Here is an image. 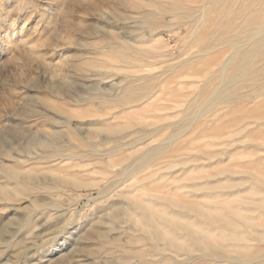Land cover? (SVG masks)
Listing matches in <instances>:
<instances>
[{"label": "rangeland", "instance_id": "1", "mask_svg": "<svg viewBox=\"0 0 264 264\" xmlns=\"http://www.w3.org/2000/svg\"><path fill=\"white\" fill-rule=\"evenodd\" d=\"M0 1L2 2V4L0 2V228L7 224V231L0 234V264H123L118 258L115 259L119 254H116L114 249L115 247L119 249L126 247L127 240L136 238L137 236L134 235H138V233L135 232L133 223L121 216L115 221L109 220L112 210L119 209L126 204L123 202L125 201L123 195L131 193L136 197L141 196V188L144 189V192L151 194H156L155 190L172 189L176 184L171 182V178L177 175L175 173L179 169L175 167V169L165 172L160 169L159 173L165 174V177L155 180V177L149 178V176L156 166L154 168L153 165L149 167V163L144 164L136 174L130 170V173H127L126 166L129 165V169L132 170L131 165L136 161L135 157L138 153L143 151L146 146L151 147L152 144L154 146V143L156 144L158 141L155 145L157 146L161 139L177 130L182 123L180 116L187 113L186 117H191L189 114L199 107L198 104L191 107L195 103L193 102L194 98L198 99V95L194 91H197V94L200 92V96H203L201 95L205 93L203 90L206 91L209 85L211 87L215 83L219 85V72H217L218 67L217 69L214 67L215 75L218 77L215 75L209 77L210 73L207 78H204L206 74L199 75V77L203 76L199 80L200 83L197 82L198 79L195 81L196 78L191 76L189 78L193 81L183 79L185 81L182 82V86L178 87L182 91L179 89L177 90L180 93L176 91L182 100L185 96L189 98H185L186 102H180L179 95L175 92L173 95H178L179 99L172 94L170 96L173 98L168 99L169 95L165 96L166 98L163 99H166L167 102L162 100L164 102L161 103L160 101L158 108L159 105L171 106L172 102L175 103L177 99V102L179 101L182 105L174 111L168 109L159 112L158 114H162L160 116L157 114L156 117L164 119L163 121L166 119L167 122L168 119L174 121L168 122L172 126L170 124V127L166 126V131L158 133L151 127L155 128L160 125L159 122L158 125L154 122L159 119H153L154 114L148 113V109L147 112L144 111L146 109L143 106L141 109L137 108L140 111L134 108L137 113L129 110L132 113H127L126 116H121L122 118L118 110H115V112L113 111L114 115L111 113L109 118L106 117L104 123L101 122L103 124L100 123L99 116H96L100 114L99 111H106L104 105L100 106L102 103L99 99L85 101L98 94H111L112 90L113 94L118 91L119 95V92L121 93L126 86H123L124 83H128V77L127 74L123 76L124 74L117 72L112 74L110 69L106 68H101L99 71L93 63L96 64V59H99L101 53L110 54L111 50H115V47L117 48L120 44L122 47V43L124 45L127 41L134 43L139 52H144V59L148 65L146 70L152 68L150 73L144 72L135 75L137 77L144 74L158 76L168 67H174L181 61L198 55L205 43H217L218 35L227 37L226 32L229 29H221L223 22L220 21L221 16L213 0H205V4H203V0ZM174 1L176 4L180 3L178 9L173 8ZM153 4L158 5L159 9L156 10ZM201 5L204 7V19L202 20L197 15ZM175 15H180V17L175 18ZM238 22L240 23L241 20L239 19ZM232 36L233 33H229V37ZM230 47L222 44L215 52L222 53L227 57L231 53ZM262 51H264V46ZM104 54L103 56H105ZM107 57L105 56L103 59L100 57V59L106 61ZM210 57L208 56V58ZM263 58L264 54L256 57L254 61L256 67L264 64ZM194 68H191L192 71L188 69L186 72H193ZM106 70L108 74L104 75L103 72L106 73ZM194 72L196 71L194 70ZM97 73L103 76V79L97 76ZM126 77L127 82H125ZM215 77L218 79H214ZM121 79L124 80V83L120 82ZM203 80L206 82L202 83ZM109 81L112 83L110 84ZM244 82L221 86L215 101L225 95V92L234 95L241 94L248 98L250 95L253 96L254 93L249 91L253 87L243 84ZM195 87L197 90H193ZM198 90L200 91L198 92ZM240 91L242 92L240 93ZM113 94L109 95V99L116 95ZM72 99L73 101H71ZM75 99H78L79 102L77 103ZM170 99L172 100L171 104L169 103ZM258 101L259 105H264V98L263 101L262 99ZM249 105H251L250 109L253 108V104ZM249 105L246 107L249 108ZM210 106L204 107L200 111L201 115L194 122H190L191 120L187 118L188 120L186 119L184 123L188 126L191 124L193 127L200 119L204 118L205 120L209 116L208 113L211 114ZM240 106L243 105L239 104L233 110H237ZM220 107L216 106L215 108ZM178 110L180 114L176 113ZM63 111L71 114L70 116L64 114L62 117L64 120L61 122L68 119V123L65 125L58 124L53 120L62 116ZM72 113L74 115L80 113L81 118L74 117ZM230 113L229 115H231ZM166 114L173 115V118L165 117ZM134 116L140 120L139 127L133 128L136 131H140L141 128L146 129L148 128L146 125L154 123L148 128L151 129L154 139L142 140L135 149H131L134 151L129 149L126 152L118 151L119 144L115 142V144L113 142L105 143L104 139L107 137H119V134L108 135L106 133L105 135L104 130H111L116 126L118 128L119 125L120 127L128 125V119H133ZM224 120L223 123L227 122L228 118L227 121L224 122ZM223 123L221 124L224 125ZM255 125L257 124L249 127L250 131L247 128L249 132L245 130L246 133L243 131L241 134L237 130L234 131V134H231L235 135V138L231 136L234 138L233 141H231V137L230 140L228 136H222V139L224 138L226 141L220 137L222 143L219 139L217 140L219 143L216 141L218 144L214 141L213 146L211 144L212 147L207 148H209L208 151L219 152L225 143L228 144L230 141L232 146L228 150L232 152L233 156L224 162L222 168L230 166L235 171L258 173V176L264 180V140L260 139L264 137V126L257 128ZM72 128L78 134L77 136L70 134L74 139L67 135ZM96 128L101 129L104 133L101 132L98 138L91 139L88 143H86V139L81 140L83 138L81 135L85 136V133H90ZM132 130H127L125 133L133 132V136L136 131ZM84 131L87 132L83 133ZM237 132L239 133L236 136ZM139 135L136 132V136L120 139V141L128 143V139L136 140ZM89 142H92V145ZM96 142L102 146L97 144V148L94 147ZM253 142H258V144H253ZM203 147L206 149L205 146H201L200 149H204ZM196 149L199 148L197 147L191 152H195ZM68 153H74L73 160L66 162L67 160L59 158L63 155L65 157ZM125 159L130 163L123 166ZM106 161L107 164L112 163L116 167L106 170L104 168ZM158 166L160 167L162 164ZM212 171L214 168L206 169V173ZM240 177L235 176L233 180L238 182ZM232 182L230 181V183ZM76 183L78 184L76 185ZM245 189L246 186H242L232 191L238 192L241 197L239 199L242 200L247 198ZM2 191L9 193H2ZM176 192L173 190L172 193ZM256 223H260V221L258 220ZM131 231L135 234L132 235ZM132 263L139 264V261L135 260Z\"/></svg>", "mask_w": 264, "mask_h": 264}, {"label": "bare ground", "instance_id": "2", "mask_svg": "<svg viewBox=\"0 0 264 264\" xmlns=\"http://www.w3.org/2000/svg\"><path fill=\"white\" fill-rule=\"evenodd\" d=\"M204 1L205 0H203V4H205ZM213 2L216 9L219 10V15L221 16L220 21L223 22L221 29H229V31L226 32L227 37L218 35V38L216 39L218 40L217 43L207 41L208 43H205L204 46L201 47L198 55L196 54V56H193L186 61H181L174 67H168L158 76H151L149 74L140 76L139 74L140 77H137L135 75L137 73L144 72L150 73L152 68H148L146 70L148 65L144 59V52H139L138 49L135 48L134 43L132 44L127 41H125L126 43L124 45L122 43V47H120V44L117 48L115 47V50H111L112 52H110V54L106 53L107 55H105L104 53H101L100 57H102V59L103 57L105 58V56H108L106 61H104L105 59L102 61L99 56H96L97 58L99 57L100 60L96 59V64L93 63L98 70L106 68L107 70L110 69L112 74H115L113 72H117L124 74L123 76L127 74L126 76L128 77L127 84L124 83V80H120V82L124 83L123 86H126L121 93L119 92V95L117 94L118 91L113 94L112 90L111 94L116 95L111 96V99H109V95L111 94H98L94 98H88L89 100L85 101L90 102L93 99H99L102 103L100 106L104 105L103 107L106 111H99L98 113L100 114H97L96 116H99L98 119L100 123H104L106 117L110 116L111 113L114 115L115 110H118L121 117L123 115L126 116L127 113L131 114L132 112L129 110L135 111L134 108L137 109L138 107L141 109V106L146 109L144 111L147 112L148 109V113H153L154 115L152 114V118L156 119L159 112L163 110L166 111L168 109L174 111L175 109L180 108L182 105L180 102H186L185 98H187V96L184 98L182 95V100L179 95V91L181 90L179 88L182 86V82L185 81L183 79L186 78V80H191V78H189V76H191L194 77V79L196 78L195 81L198 79L197 82H199L200 78H202L205 74L206 77L204 78H207L208 73H210L209 77L215 75L214 67L215 69L218 67L217 72H219V79L216 78L218 75H215L216 77L214 78L219 80V85H216L215 83L213 84L215 86L212 85L211 87L207 83L209 87L208 89L206 88V91L203 90L205 92L204 94H201L203 96H200V90H198V94L197 91H194V93L196 92L195 94L198 95V99L199 97L200 99L196 100L194 98L193 102L195 103L191 107H195L197 104L199 107L194 109L195 111L193 110L194 112L192 111V114H189L191 117H186L187 113L180 116L182 123L177 130L173 132L171 131L172 133L166 138L161 139V142H159L157 146L155 145L158 141L156 144L154 143V146H152L153 144L151 147L146 146L143 151L138 153L135 157V159L137 158L136 161L132 164L133 166L131 165L132 170L129 169V165L126 166V172L128 173L130 170L131 172L133 171L134 174L141 170V166L144 164L149 163V167L152 165L153 167L156 166V169L152 171L149 176V178L155 177V180L165 177V174L159 173L160 169L162 171L164 170V172L175 169V167H178L179 169L175 173L177 175L171 178V182L176 184V186L172 189L166 191L155 190L156 194H151L144 192V189L141 188V196L136 197L131 193L126 194V196L123 195V199H125L123 202H126V204L121 206L119 209L114 208L112 210V215L109 220L115 221L119 219V216H121L125 220H128V222L130 221L133 223L134 226L132 224L131 225L134 227L135 232L138 233V235H134L135 233L131 231L133 233L132 235L137 237L132 239L129 238L126 242V247H120L121 249L116 247L115 249L113 248L116 250L115 253L119 254L118 256L114 255L116 256L115 259L118 258L123 264H131L135 260H138L139 264H264V180L258 176V173L253 174L249 171H235L232 170L230 166H228L229 168H222L224 162L233 156L232 152L228 150V148L232 146L230 141H228V144L224 142L225 148L223 147V149L219 152L208 151V149L213 146L212 143L219 140L220 137L222 139V136H228L230 139L232 136L231 134H234V131L236 130L240 133H243V131L246 133L245 130L249 132V127L255 123L257 124L255 125L257 128L258 126H264V105L260 104V106V102L258 101H261V99L263 101L264 98V64L256 67L254 62L256 57L264 54V51H262V47L264 46V0H213ZM154 5L155 4H153V6ZM179 5L180 3H175L172 6L174 9H178ZM155 7L156 10L159 9L158 5H155L154 8ZM203 10L204 7L201 5L199 12L197 11V15L200 20L204 19ZM175 16V18L180 17V15ZM239 19L241 20L240 23L238 22ZM229 33H233V36L229 37ZM194 34L195 31L192 35L194 36ZM196 39L198 40V37ZM200 43L202 44L203 42ZM222 44L231 46V50H229L231 53L227 57L223 56L222 53L219 54L215 52L218 46ZM103 54L105 56H103ZM211 54L212 57H210ZM207 55L210 58H208ZM93 64L90 63V65ZM193 64H197L199 66L197 67L195 65L194 68ZM85 65L87 66V64ZM91 68L93 67L91 66ZM191 68H194L193 72L194 70L196 72H190L191 74L186 72ZM103 73L104 75H107L108 71ZM97 74V76L102 77L103 79V76L99 75V73ZM199 75L203 76L199 77ZM106 77H104V79H106ZM127 77L125 82H127ZM208 80L209 78L207 79V82ZM205 82L206 81L202 83ZM240 82H244L243 84L252 86L253 88L247 90L252 91L254 95H250L251 97L249 96L248 98V96L246 97L241 94L234 95L230 92H225V95L220 96L219 99H216L215 101L221 86L223 87V85L227 86L234 83L239 84ZM111 83L112 82H110V84ZM177 89H179V91ZM227 89L229 88L227 87ZM193 90H197L196 87ZM173 92L176 94L178 93L180 99L178 98V95L174 96L176 94L173 95ZM241 92L242 91H240V93ZM103 93L105 92L103 91ZM233 93L236 92L233 91ZM171 94L181 101L177 102V99L175 100L176 102L173 103L170 99L171 101H168L170 104L172 102L173 105L167 107L166 105H159L158 108L160 101L161 103L164 101L167 102L166 99H163L166 98L165 96L169 95L168 99L170 97L173 98V96H170ZM162 100L164 101L162 102ZM71 101H73V99ZM75 101L77 103L79 102L78 99H75ZM257 101L258 104L256 105ZM245 102L246 104H253V108L251 107L250 109L251 105L249 104V108H247L246 106L248 105H246ZM220 104L222 105L221 107ZM239 104H242L243 106H240L237 110H233V108L237 105L239 106ZM208 106H210L209 111H211V114L208 113L209 116L207 117L208 114L206 113L207 118L205 117V120L202 117L203 120L200 119L195 126L192 127L190 124L192 128L184 123L187 118L191 120L190 122L197 120L199 115H201L200 111L204 107ZM216 106L220 108H215ZM230 109L232 111H229ZM136 111L134 113H137ZM64 112L65 111L62 113L63 115L61 114L62 116H58L57 119L53 120L58 124H67L68 119H65V123L61 122V120H64L62 119L64 114L65 116L67 114V112ZM176 113L180 114L179 110ZM229 113L231 115H229ZM160 114L158 115L160 116ZM67 115L70 116L71 114ZM76 116L80 117L81 114L76 113L74 117ZM174 116L176 117V115ZM120 117L118 116L117 119L119 120ZM165 117L173 118V115L166 114ZM226 117L228 118V121L226 120ZM224 118H226L225 120L227 122H225ZM157 119L159 120L154 122L155 124L159 122L160 125H158V123V126L155 128L151 127V129L153 128L152 130L158 133L166 131V126H172L171 123L168 122H174L170 121V119H168V122L167 119L163 121L164 119L161 120L160 117ZM223 120L225 123H223ZM119 122L123 123L124 120L123 122ZM172 124L175 127L174 123ZM97 125L100 124L98 123ZM139 125L140 120L134 116L133 119H128V125H122L123 127H120L119 125L118 128L116 126L117 129L113 127L115 130H112L113 128H111V130L109 128V130H104L105 135L106 133L108 135L119 134V137L114 138L107 137V135V139H104L106 140L105 143L109 144L111 142H115L116 144H119L118 151L124 150L126 152L129 149H135V147H137L142 140L145 141L151 140L152 138L154 139V135H151V129H148L150 126L154 125V123L152 125H146L148 128H141L140 131L133 129L134 127H139ZM98 128L92 130V132L89 131L90 133H85L87 131H84L83 133H85V136L81 135V137H83L81 140L83 141L86 139L87 142H85L88 143L91 139L98 138L101 132L104 133V131H101V129ZM132 129L140 134L139 138L135 137L136 140L133 141L128 139V143H122L120 139L123 140L124 138L127 139L129 137H133L134 135L136 136V132L133 136V132L125 133V131H131ZM251 130H253V128H251ZM239 132L235 133L236 136ZM70 134L72 136L73 134L75 136L78 135L76 130L73 128L67 133V135L72 137ZM234 138L230 140L233 141ZM72 139L74 138L72 137ZM221 139L219 140L220 143L226 141L224 138L222 139L223 141H221ZM260 139L264 140V137H261ZM219 141L217 142L219 143ZM91 143L92 142H89V144ZM256 143L258 144V142H253V144ZM97 144L100 143L96 142V146L94 147L97 148ZM201 146H205L206 149L204 147L203 148L205 150L200 149ZM116 147L115 149H117ZM197 147L199 148L198 150L196 149L197 151L195 150V152H191ZM61 150L63 151V149ZM73 154L74 153H68L65 157H63V155V158H59H61V160H67L66 162H68V160H73ZM128 162L130 163V161L125 159L123 161V166L124 164H129ZM160 164H162V166H158V168L157 165ZM247 164L251 165L250 163ZM114 166L115 165L112 163L107 164L106 161L104 168L108 170ZM235 166L237 167V165ZM207 168H214V171L206 173ZM6 170L8 169L6 168ZM203 171L205 172L201 174ZM196 172H199V174ZM12 175L14 174L12 173L11 176ZM235 176H241L238 182L233 180ZM222 181L225 183H220ZM230 181L233 182L230 183ZM77 184L78 183H76V185ZM242 186H246L245 191L247 198L241 200L239 199L241 198L239 193H234L232 190ZM159 187L161 188V186ZM173 190H176L177 192L172 193ZM2 193H7V191H2ZM107 217L109 216L107 215ZM258 220L260 223H256ZM6 231L7 224L0 228V234L5 233ZM113 254L114 252L112 250V257Z\"/></svg>", "mask_w": 264, "mask_h": 264}]
</instances>
